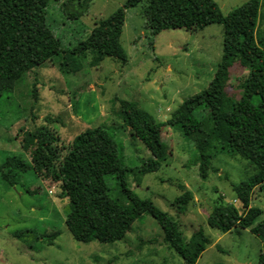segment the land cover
<instances>
[{"label":"rangeland","instance_id":"1","mask_svg":"<svg viewBox=\"0 0 264 264\" xmlns=\"http://www.w3.org/2000/svg\"><path fill=\"white\" fill-rule=\"evenodd\" d=\"M85 1L87 8L79 18H67L62 2H51L39 15L36 36L48 60L24 73L0 98V165L15 155L31 167L26 173L8 172L7 179L0 172V264H185L164 242L161 228L149 215L133 222L124 239L113 243L78 242L68 232L64 224L68 200L56 178L57 164L76 135L97 127L115 140L123 167L131 169L125 178L130 190L176 221L191 250L196 248L195 231L210 239L196 264H257L262 244L250 230L222 233L207 225L219 197L243 211L230 183L245 181L253 173L247 161L219 152L215 143L206 152L212 157L205 160L195 139L183 136L177 126L165 125L161 140L166 161L157 172L139 175L137 167L151 155L124 129L120 116V101L125 100L164 123L183 100L204 90L222 55V26L212 24L192 32L164 30L153 36L143 1L125 10L120 45L127 60L105 57L94 63V52L77 55L71 50L127 0ZM213 1L226 15L249 0ZM257 25L256 32L264 39V0ZM246 73L238 63L232 66L226 87L232 101L238 99L237 84ZM43 126L58 139L53 161L39 153L35 140L23 148L24 136ZM104 179L111 197L129 204L115 176ZM186 190L193 199L185 213H178L174 200ZM250 207L262 209L264 218V190L253 189Z\"/></svg>","mask_w":264,"mask_h":264},{"label":"trees","instance_id":"2","mask_svg":"<svg viewBox=\"0 0 264 264\" xmlns=\"http://www.w3.org/2000/svg\"><path fill=\"white\" fill-rule=\"evenodd\" d=\"M143 1L146 2L144 16L153 36L164 30L192 32L219 24L223 28V42L222 55L208 86L183 100L164 123L157 122L134 102L120 101L124 129H129L151 155L142 161L136 173H155L166 161L168 153L161 140L165 125L177 126L183 136L195 139L205 160L212 157L206 152L215 143L220 145L219 152L247 161L253 173L245 181L230 183L243 211L219 197L207 217V225L222 233L234 229L250 230L262 244L257 264H264L263 210L249 208L253 189L264 190V39L256 32L260 0H249L226 15L213 0H127L122 7L100 20L86 40L71 50L72 53L82 55L92 51L94 63L105 57L125 62L127 58L120 45L125 10ZM51 2L62 0H0V98L12 91L24 73L48 60L36 34L41 27L39 15ZM85 2L63 1L62 12L67 18H79L87 8ZM235 63L247 73L237 84L238 99L232 101L226 87ZM37 84L34 78V101L38 95ZM32 140L36 141L39 153L45 159L53 161L57 158L58 139L50 129L36 127L27 133L23 138L24 150ZM30 168L21 157L13 155L0 165V172L7 179L8 172L26 173ZM129 171L131 169L121 163L115 140L104 128H88L73 138L56 169V178L68 200L64 224L72 238L83 243L120 241L131 231L133 222L149 215L161 228L164 242L184 263L196 264L210 239L195 231L192 240L196 242V248L191 250L176 221L128 188L125 178ZM106 175L115 176L129 204L122 205L111 197L104 179ZM201 176L205 177L204 171ZM192 199L193 193L186 190L175 198L173 205L178 213H185Z\"/></svg>","mask_w":264,"mask_h":264}]
</instances>
